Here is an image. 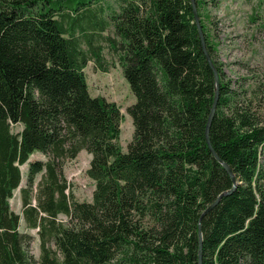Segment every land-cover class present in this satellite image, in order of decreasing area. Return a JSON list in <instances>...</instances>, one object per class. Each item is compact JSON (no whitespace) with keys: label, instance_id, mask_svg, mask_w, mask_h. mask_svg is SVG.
Wrapping results in <instances>:
<instances>
[{"label":"trees","instance_id":"16d2710c","mask_svg":"<svg viewBox=\"0 0 264 264\" xmlns=\"http://www.w3.org/2000/svg\"><path fill=\"white\" fill-rule=\"evenodd\" d=\"M117 1L0 0V264H199L200 225L202 264H264L261 83L252 96L231 86L207 1L196 0L220 77L213 151L217 81L193 0ZM106 44L136 97L126 151L120 106L92 95L85 71L91 59L108 69ZM82 149L92 200L75 196L63 169ZM35 151L47 158L30 160ZM215 153L238 183L203 214L234 186ZM18 187L23 213L10 203ZM22 217L38 228V258Z\"/></svg>","mask_w":264,"mask_h":264},{"label":"rangeland","instance_id":"374dc122","mask_svg":"<svg viewBox=\"0 0 264 264\" xmlns=\"http://www.w3.org/2000/svg\"><path fill=\"white\" fill-rule=\"evenodd\" d=\"M109 1L113 6L118 5L117 0ZM206 1V10L211 17L208 23L218 42L217 51L214 53L215 59L222 65L225 77L231 86L243 89L242 92H247L248 96H252V90L261 83L262 91L258 104L264 111V33L262 31L264 0H217L216 3L212 0ZM113 29L111 27L110 31L113 32ZM108 47L106 44L104 49L108 69L103 70L95 60L91 59L85 71L91 94L103 95L120 106L123 113L120 143L122 149L126 151L134 134V123L128 106L136 100V97L124 75L118 55ZM12 128L18 131L22 128V124L14 123ZM91 156L86 149H82L76 157L66 159L64 162L63 169L70 183V189L80 200L93 198L95 180L87 173ZM36 158L47 157L43 152L35 151L31 154L30 160ZM28 167L29 162L21 165L23 174L21 186L26 184ZM40 177L41 174H38L35 188ZM10 203L15 211L23 213L21 187L14 190ZM59 217L65 221L68 219L65 214H60ZM20 229L31 234L30 250L38 258L41 253L38 228L28 227L22 217Z\"/></svg>","mask_w":264,"mask_h":264},{"label":"water","instance_id":"95a60500","mask_svg":"<svg viewBox=\"0 0 264 264\" xmlns=\"http://www.w3.org/2000/svg\"><path fill=\"white\" fill-rule=\"evenodd\" d=\"M193 5H194V11H195L196 21L198 23V27H199L200 34H201L202 41H203L204 50H205V53L207 55V58H208V60H209V62L211 64V66L213 67V69L215 71L216 81H217L216 99H215V103L213 105V109L211 111V114H210V117H209V120H208V125H207V139L209 141L210 147L214 151V148H213V146L211 144V140H210L209 129H210V125H211V122H212V119H213V116H214V112H215V109H216V102H217V99H218V96H219V80H220V77H219L218 70H217L216 66L214 65V61L212 60V57H211V55H210V53H209V51L207 50V47H206L205 37H204L202 25H201V22H200V17H199L198 10H197V6H196V0H193ZM216 156H217V154H216ZM218 158L224 164V166L229 171V173L232 175V178H233V181H234V186L231 189H229V190H225V191L221 192L218 195V197L216 198V200L213 203H211L205 209V211L203 212V214H205L206 212H208L215 204H217L223 196L232 193L233 190L235 189V187L237 186V183H238V181L236 179V176H235V174H234L231 166L227 162H225L224 160H222L220 157H218ZM199 234H200L199 264H202V255H203V231H202V226L201 225L199 227Z\"/></svg>","mask_w":264,"mask_h":264}]
</instances>
